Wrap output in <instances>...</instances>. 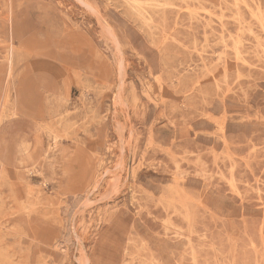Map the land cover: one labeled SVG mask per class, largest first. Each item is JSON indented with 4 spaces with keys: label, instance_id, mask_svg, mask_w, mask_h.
<instances>
[{
    "label": "rangeland",
    "instance_id": "rangeland-1",
    "mask_svg": "<svg viewBox=\"0 0 264 264\" xmlns=\"http://www.w3.org/2000/svg\"><path fill=\"white\" fill-rule=\"evenodd\" d=\"M136 2L0 0V264H264V0Z\"/></svg>",
    "mask_w": 264,
    "mask_h": 264
},
{
    "label": "bare ground",
    "instance_id": "bare-ground-1",
    "mask_svg": "<svg viewBox=\"0 0 264 264\" xmlns=\"http://www.w3.org/2000/svg\"><path fill=\"white\" fill-rule=\"evenodd\" d=\"M137 0H135V2H136ZM152 1V0H151ZM178 1V0H177ZM181 1V0H180ZM237 1V0H236ZM126 2V1H125ZM130 2V1H129ZM133 2V1H132ZM137 3V2H136ZM139 4L138 5H141L140 3H142V2H138ZM155 3V2H154ZM174 3V2H173ZM135 4V3H134ZM147 4V3H146ZM150 4V3H149ZM164 4H165V2H164ZM245 4V3H244ZM127 5V4H126ZM151 5V4H150ZM162 5V4H161ZM161 5H158L157 4V6L159 7V6H161ZM128 6V5H127ZM149 6V5H148ZM129 7V6H128ZM145 7V6H144ZM153 7V6H152ZM157 7V8H158ZM163 6H161V8H162ZM165 7V6H164ZM172 7V6H171ZM201 7V6H200ZM130 8V7H129ZM156 8V7H155ZM203 8V7H202ZM136 9H138V8H136ZM135 9V10H136ZM144 9V8H143ZM131 10H132V7H131ZM134 10V9H133ZM250 11V10H249ZM189 12V11H188ZM251 12V11H250ZM206 13H208V12H206ZM134 14H136V13H134ZM137 14H139V13H137ZM137 16V15H136ZM137 17H139V16H137ZM145 18V17H144ZM150 17H148V19H149ZM148 22V21H147ZM144 24V23H143ZM149 24V23H148ZM145 26H146V24H145ZM147 27V26H146ZM152 29V28H151ZM154 29V28H153ZM150 31V30H149ZM251 31V30H250ZM151 32V31H150ZM154 36V35H153ZM229 39V38H228ZM237 43H239V39H238V42ZM233 44H235V43H233ZM236 45V44H235ZM237 47V46H236ZM237 52V51H236ZM240 59V58H239ZM241 62V61H240ZM242 63H246V62H242ZM245 65V64H244ZM17 102V101H16ZM11 106V105H10ZM50 131V130H49ZM21 204H23V202H21Z\"/></svg>",
    "mask_w": 264,
    "mask_h": 264
}]
</instances>
